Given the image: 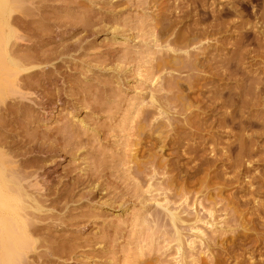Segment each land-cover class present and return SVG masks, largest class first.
<instances>
[{
    "label": "rangeland",
    "instance_id": "374dc122",
    "mask_svg": "<svg viewBox=\"0 0 264 264\" xmlns=\"http://www.w3.org/2000/svg\"><path fill=\"white\" fill-rule=\"evenodd\" d=\"M8 1L13 66L0 76L17 92L0 104V151L38 206L25 211L33 244L23 263L262 264L254 234L264 233V212L252 209L264 204V129L248 121L264 118V105L239 108L245 74L210 59L234 47L199 34L212 22L206 8L236 5L242 16L225 18L253 23L256 2L246 13L237 0ZM249 38L243 67L264 73ZM216 87L227 104L212 112ZM232 109L243 127L180 133L169 124L190 110L211 113L209 124ZM188 145L210 159L201 171ZM240 146L259 149L239 160ZM237 216L251 228L246 243Z\"/></svg>",
    "mask_w": 264,
    "mask_h": 264
},
{
    "label": "bare ground",
    "instance_id": "6f19581e",
    "mask_svg": "<svg viewBox=\"0 0 264 264\" xmlns=\"http://www.w3.org/2000/svg\"><path fill=\"white\" fill-rule=\"evenodd\" d=\"M200 1H202V0H191V2H192L191 5L199 3ZM248 1H253V2L255 1L256 2L255 6L259 7L258 13L255 11H253V13H252L253 15H255L254 16L255 21L253 23H249L248 20H246V21L243 19L238 20V19H235L234 17H233L234 19L233 18L228 19L230 16H233V15L240 13V11L238 12V9L236 10V8H235L236 5H231L228 7L222 6V7H219L217 9H213V7H212L211 9L209 8L210 10H208V8H206L205 10L207 12V15L210 14L212 17V22L210 23V25L206 29L202 30L201 32H199V30L197 28H190L191 32L193 31V33H195V34L196 33L198 34V32H199V34H202V35L203 34L204 35L211 34V33H212V35H218L220 40L221 39L224 40L222 45L224 43H227V44L234 47L232 50L233 53L231 54L230 57L228 56V58H225L223 55L222 56L220 55L217 57L215 54L212 56L210 55L211 58L210 57L209 58L211 59V61H214L215 63L220 62L222 66H226V65L230 64V65L234 66L235 69L238 70V72L245 74L244 75L245 77H241L239 79L242 83H244L243 85H246V87H247L246 92H244L245 94H244L243 99L242 100L240 99L241 104H240L239 108L244 107L247 103H251L253 107L254 106L258 107L259 104L264 105V73L262 71H261L262 73L258 72L257 69L253 70V71H249V74H248V72L246 73V69H245L246 66L243 67L244 61L248 57V55H250V52L252 50L247 51L248 48H247V50L242 49V48L246 47L245 45H246L248 39H250L249 37L252 36V39L255 42L256 47H257V49L254 50L255 55L252 58H253V60L256 58H259V59L264 61V0H237L236 2L243 10L246 11L247 8L249 7ZM2 3H4V6L2 7L3 8L2 12H0V67H1L0 70L4 68L3 71L7 72V66H8V70H10L11 65L13 66V59L10 56L11 54H9L10 52H8L9 51L8 45H9V42H10L12 36H13V29H12V23L10 20V12L8 9L9 1L8 0H5L3 2L1 1L0 4L2 5ZM203 5H205V4H203ZM203 5H202V7H203ZM205 7H206V5H205ZM257 7H256V9H257ZM0 10H1V8H0ZM205 10H204V12H205ZM182 13H185V12L182 11ZM246 13H247V11H246ZM238 16H242V15L238 14ZM225 17H228V18L226 19ZM197 23L198 22H196V24ZM230 29H233L234 31L231 32V34L229 36L230 38L227 39L225 36H227V32ZM228 34H229V32H228ZM178 37H177V39H178ZM216 38H215V40H218V38L217 39ZM221 42H222V40H221ZM208 53L209 52H207L206 55H208ZM221 57H224V58L220 59ZM216 58H218V59H216ZM254 66H255V64H254ZM224 69H225V71L223 69L222 70L224 71V74H226L225 72L228 71V68H224ZM261 70H264V68ZM217 71L219 72V70H217ZM229 71H230V69H229ZM6 72H4V73H6ZM1 73H2V71H1ZM221 73H222V71H221ZM15 74L16 73H13L12 75H15ZM251 74H254V75H251ZM227 76H229V75H227ZM5 77L2 78L0 76V79L2 80V81L0 80V104L4 103V101L8 95H10V94L13 95L17 92V89H15V85L13 83L14 80L11 79L12 76L10 78L9 77L5 78ZM8 78L11 80H8ZM240 81H238V82H240ZM241 86H242V84H241ZM217 88L218 87H216L214 90L211 89V91H212V93L213 92L217 93V91H218V93L215 94V96L209 97V101L211 100V103H210V106L208 108L210 110H212V112L214 110H217L218 108L221 109L223 105L225 107V105L227 104V101H225L224 99H222L224 101H219L220 96H223L225 93L222 91L219 92V88H218V90H217ZM230 92L231 91H229V90L227 91V93H229V94H227V96L229 95V97H230V99L228 97V99L230 100L229 105L235 106V108H236V105H234L235 104V102H234L235 96L234 95H236V94L235 93L231 94ZM19 93H21V92H19ZM152 100H154V98ZM188 106H191V105H188ZM188 106H186V104H185V106H183V107L185 108V110H187V109L189 110ZM185 110L184 111L182 110V111L185 112ZM235 110L236 109H232V110H229V111L227 110L226 112H223L219 117L217 116V118L213 119V121H211L209 124H206L207 120H208L207 117L209 118L211 113L204 112V113L194 114L195 112L193 113L192 112L193 110L192 111L190 110V112L187 111V113H184L185 118L183 117L182 120L180 119L181 121L178 119L179 123L175 122V125L171 124V123H169V124L173 125L172 130H180L181 131L180 133H185V130H198V131L199 130H212L214 127L216 128V126L218 128L220 127L221 129H223V128L225 129L229 123L231 125H238L240 127H243L244 123H246V122H244V120H242L240 118L238 119V121H236L237 113ZM163 112H165L166 114L168 113L165 111V109ZM166 117H168V116H166ZM242 118H244V117H242ZM246 118H247V120L251 119V117L250 118L246 117ZM255 118L253 119V121H248V122L252 123L253 125L261 126L264 129V118H261V116L258 119H255ZM195 134H197L196 131H195ZM182 138H184V137H182ZM249 146L248 147L247 146H240V149H238L239 150L238 156L240 157V158H238L239 160L241 159V157H243V158L247 157V159L249 157L251 158L253 156V154L257 153L259 148H253V146L252 147H249ZM197 148L200 149L199 145L198 146H196V145H194V146L188 145L187 146V149L190 150V152L193 151V153L196 152ZM201 148H202V146H201ZM210 148H212V147H210ZM208 151H210L209 152L210 154H212V153L214 154L213 149L208 150ZM201 152H202V150H201ZM194 155H195L194 158L198 159V161H199V162L197 161L198 164H196V166L194 165L195 167L193 166V168L195 170H199L201 168L199 170V171H201L202 170L201 165H203V164L208 165L209 164L210 159L208 160V158H206V157L204 159L202 157L203 155H201V154H200V156L198 155V152H197V155H196V153H194ZM238 161L237 162L235 161V162L238 163ZM246 162H247V165L245 164L244 167H246L245 168L246 172H248V170L250 168V167H248V165H250V162H248V161H246ZM237 165H240V164H237ZM209 167H210V165H209ZM13 168L11 166V161L8 159V157H6L4 152L0 151V264H24L23 260L25 257H27L26 255L29 252V250L32 248V244H33V241L30 238V234L28 231V225H29L28 220L30 218L27 219V217L25 216V214L28 213L26 211V209H28L30 207H32L34 209L38 208V206L36 205L37 204L36 199L27 190V187L26 186L24 187L23 186L24 184L22 185V183H21L22 181H20L22 179L19 180L20 176L18 175L19 177H17ZM199 171H197V172H199ZM247 185H248V187H252V183L247 182ZM28 186H31L32 188L33 187L38 188L39 182L36 179H34V182L32 181V183L29 184ZM245 188L249 189L247 187H245ZM251 191H253V189L250 190V192ZM238 199L239 200L233 202L237 206L239 204L242 205L243 202L244 203L246 202V201L240 202V198H238ZM253 203H254V207L252 210L255 211L254 215L258 219L262 218L261 213L264 212V204L259 202L257 199H254ZM25 211L27 213H25ZM168 212H169V216L171 217V220L174 222V224L176 222H178V220L183 221L181 219V217L178 215L179 213L173 212L171 210ZM237 219L241 223V227L244 231L243 237H245V243H246V242H248L246 240H247L249 234L247 235L245 233H247V231H249V229H251V228L246 227L244 222H242L241 217H238ZM253 229H255V228H253ZM260 234L258 232L257 234H254V235L257 236V238H255V239H258L260 242H262L261 240L264 239V233L261 232ZM177 235L178 236L176 239H178L177 240L178 241V243H177L178 251H180L182 249L181 246H183V244H182L183 242H181V238H180L179 234H177ZM256 236H254V237H256ZM243 237H242V239H244ZM251 238H252V235H251ZM219 252L220 251H218V253ZM259 253L264 254V250H262V249L259 250ZM220 254H221V252H220ZM255 263L250 261L247 264H255ZM241 264H242V261H241ZM262 264H264V262Z\"/></svg>",
    "mask_w": 264,
    "mask_h": 264
}]
</instances>
